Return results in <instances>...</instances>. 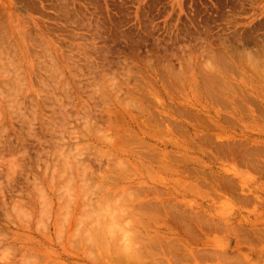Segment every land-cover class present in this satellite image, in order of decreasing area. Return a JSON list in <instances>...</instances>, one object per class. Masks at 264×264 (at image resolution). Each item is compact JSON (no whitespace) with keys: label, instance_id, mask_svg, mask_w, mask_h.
<instances>
[{"label":"rangeland","instance_id":"rangeland-1","mask_svg":"<svg viewBox=\"0 0 264 264\" xmlns=\"http://www.w3.org/2000/svg\"><path fill=\"white\" fill-rule=\"evenodd\" d=\"M241 56L242 60H247V56L264 57V0H0V264H21L25 257L27 260L35 257L33 254H50L51 250L65 252L57 241L62 230L58 232L56 221H67L74 214L72 205L70 216L63 209L69 208V197H75L74 189L84 195L79 188L81 183L96 186L102 179L112 180V175L115 176L114 166L119 159L112 148L117 139L128 140L127 147L133 152L135 161L139 159L138 164L143 160L149 164L150 155L154 153L156 157L158 153L160 158L165 151L167 160L170 163L173 160L171 170L176 167L193 173L201 166L203 170L200 173L198 169V172L203 179L204 174L205 178L215 174L218 180L212 191L218 196L212 192L196 198L189 195H178V198L196 201V209L212 221L223 222L226 231L237 230L240 224L245 225L246 232L253 225L250 231L264 232V107L250 109L246 106V110L240 101L244 99V96L241 98L242 85L254 83L252 71L233 68L232 64L228 76L241 86H234L238 93L234 94L235 100L228 97L232 102L228 98L226 101L209 97L198 102L192 95L207 64L218 61L216 58L223 63L234 57V62ZM230 60L227 61L229 65ZM194 76H198L200 82L197 79L188 83ZM167 77L171 78L170 82ZM258 100L264 102V93ZM195 102L198 107H192ZM159 124L164 127L168 124L173 134L164 133V127L161 129ZM170 140H179L183 147H175L177 145ZM146 152L153 153L147 156ZM236 152H240L239 157ZM128 157L127 153L122 156L123 159ZM247 157L252 158L251 161L254 159L253 166L249 165L251 161ZM242 158L250 161L249 164L244 165ZM194 166L197 167L193 171ZM155 168L159 174H168L169 179L174 175L162 171L161 166ZM143 172L146 174L147 170ZM225 178H229L230 184ZM152 182L150 180V187ZM112 185L109 181V187L103 186L106 191L102 193L110 194L114 189ZM155 185L166 189L164 185ZM209 188L210 184L203 187L204 190ZM233 194L242 198L236 199ZM246 196L249 201L244 199ZM96 197L93 195V201ZM86 199L83 203L90 200ZM85 206L76 212L83 216L88 209ZM99 217H92L96 224L103 221ZM93 223L88 224L92 227ZM217 226L218 232L212 230L211 236L210 231H206L208 228L201 230L197 237L204 233V238L199 241L200 238L195 237L199 242L193 237L194 241L187 238L190 241L185 242L184 238L183 242L195 244L189 248L203 250L200 251L203 254L206 251L208 256L215 251L214 254L224 256L228 251V255L237 253L238 257L230 259L226 254L222 260L219 255L216 261L212 254L210 261L208 258L202 261L206 260L205 254L200 263L188 259L184 264H222L220 261L234 264L239 259L244 260H239L244 264H264V233L260 231L263 236L260 240L261 236L252 231L257 240L253 235L249 238L246 232L243 236L241 230L242 239L239 232H234L238 236L233 230L228 231L231 234L223 233V227L217 229ZM62 236L65 240H60L66 241L63 232ZM239 238L245 242L246 238L256 240H250L248 244H252L247 245L240 244ZM163 240L158 243L164 245ZM168 240V248L167 244L153 248L162 249V254L161 250H155L165 264H175L177 254L181 257L183 252L172 249V237ZM174 245L177 247L176 241ZM74 248L71 247L70 253L65 252L71 256L70 264H97L99 260L93 259L99 257V251L103 252L95 250L98 254L93 258L88 255L92 248ZM25 253H30L29 257ZM9 254L14 256L9 257ZM240 255L246 256L250 263ZM101 256L103 259L104 254ZM41 259H44L42 255ZM42 261L49 264L46 258Z\"/></svg>","mask_w":264,"mask_h":264},{"label":"bare ground","instance_id":"bare-ground-1","mask_svg":"<svg viewBox=\"0 0 264 264\" xmlns=\"http://www.w3.org/2000/svg\"><path fill=\"white\" fill-rule=\"evenodd\" d=\"M247 57H248L247 60L245 58H243V60H242V56H241L240 58H238L237 61H236L237 58H235L234 59V62H233V58L234 57L232 59L231 58H227V61L228 62H229L230 59L232 60V61L230 60L231 61L230 62V65L227 63L226 60H223L222 61L223 63L219 62V60H221L219 58H216V59H218V61L217 60L211 61L209 64H207V66H206L207 69L205 68V70H203L204 71V74L208 71L207 74H206L207 77L206 76L204 77V74L202 72V75L200 76V77L203 76V78L200 79L201 82L199 81L198 76H197V78H195V76H194V77H192L188 81V83H191L193 81H197V79H198V82H200V83L196 84V86L194 85L195 87L192 89V95L194 96V98H196V101L199 102V101L203 100V98H208V97L209 98H214L216 100H218L219 98L220 99H225V98H228L230 96L232 98H234V100H235L236 97L234 96V94H236L238 92L235 90L236 87H234V86H240V84H237L236 83L237 81H235V79L234 80H231L229 78V76H228L229 70H232L233 68H238V69H240V68L241 69L246 68V69L252 71L251 79H252V81L254 83H252V85L250 83L245 84V85H242L243 88H242V90L240 89L241 92H242L241 98H242V96H244V99L242 98L243 100H240V101L245 105V109H246V106L247 107L249 106L250 109L252 107H254V106L255 107L256 106L257 107H262L263 108L264 107V102H260L258 99H260V95L262 93H264V57H263V59H257L255 57H251V56H247ZM227 64L230 66V68L228 67ZM232 64H233V68L231 67ZM166 79H168L167 81H169V80L171 81V78L169 79V77H167ZM185 79H187V78H185ZM237 95H239V97H240V94H237ZM232 101L233 100H230V102H232ZM236 102L237 101H235V104H236ZM190 103H192V102H190ZM201 103H203V102H201ZM197 104L198 103H196V102L193 103L192 104V107H193V105L196 106V107H198ZM203 105H205V104H203ZM239 105H241V104H238V106ZM231 106L234 107V105H231ZM187 107L188 106H186V109H188ZM163 108H165V107H163ZM215 108H217L216 105H215ZM218 108H219V106H218ZM229 109H231V108H229ZM239 109L237 108V110H239ZM246 110H248V108ZM217 112H219V114H220V111L219 110ZM231 113H232V111H231ZM231 115H230V117H231ZM233 116H234V114H233ZM187 119H188V117H187ZM150 122H152V121L150 120ZM164 123H166V122H164ZM175 124L177 125L176 121H175ZM167 125H166V127H164L163 124H162V126L164 127L162 129V126L159 124V126L161 127L162 131H164V133L167 132V133H172L173 134L172 128H168ZM215 125L217 126V124H215ZM153 126H155V123H154ZM159 126H158V129H160ZM198 127H199V125H198ZM259 127H260V125H259ZM182 128H183V126H182ZM200 128H201V125H200ZM161 129H160V131H161ZM189 133H191V132H189ZM161 134H162V132H161ZM182 134L184 135V131H183ZM167 135H170V134H167ZM158 136H160V135H158ZM206 136H207V134H206ZM217 137H219V136H217ZM162 138H163V136H162ZM172 138H174V136ZM198 138H201V137H198ZM117 140L118 141L115 140L116 143H114V142H112V144L110 143L111 145H113V143H114V147L112 149H114L116 151L115 154L118 155L117 157L119 159V160H116V164L114 166V169H115L114 171L116 173L115 174L116 177L114 175H112L113 178L112 177L111 178H112L113 181L106 179L107 180V182H106V180L102 179L101 181L98 182L99 184L97 183V185H96V183H95L96 186H94L93 184H91V185L94 186L93 187L94 190L92 189V186L90 184H87V185L84 184L83 185L81 183V187H79V188H81L82 194H84V195L83 196L81 195V193L79 192L80 191L79 189H77L78 191L76 189H74L75 190V192H74L75 194L74 193L73 194L75 195V197H72L71 196L72 199H71V197H69L70 198V201H71L69 208L67 206V208L63 209V211L65 210L64 212H67V215H68L69 212H70V210H71L70 207L74 206V210H75V211H73L74 214H72L71 213L72 211H71L70 214H72V215L71 216H70V214L68 215V216H70V218H67L68 220L67 221H64L65 223H68V224H65V226H64V224H63L64 222H57L56 221V226L59 229V230L57 229L58 232H60L62 230L63 234L66 236V241H64L65 240L64 239V236H62V232H60L61 233L60 234L61 235L60 238H63L64 240L63 239L62 240L64 242H62V240H60L59 237H58V240H57L59 242V244L61 243L63 245L64 251L70 253L69 250L71 249V247H75V248H77V250H81V249L82 250L83 249L86 250V249H91L92 248L94 251L97 250V252L99 250H101V251H103L102 254H104L103 259L101 258L102 257L101 256L102 254L100 253V251H99V255H98L99 257L101 256L100 258L99 257H95L94 258V255H97L98 254V253H96V251H95L96 254H93L94 251L92 249L90 250L91 252L89 251L90 253L88 252V255L89 254H90V256L93 255V258H94L93 260L94 261H96L97 259L100 261V262L99 261H96L97 264H98V262L100 264L101 263L102 264H150V261H151V264H165L166 261L160 259L159 252L156 251L158 249L155 248L156 249L155 250L153 247L154 246H157L158 248H161V245L162 244L161 243H158V242L161 241V240L163 242L164 241L163 239H165V243L162 246L164 247L165 244H167V246H165V247L168 248V246L170 245V243L168 242L169 243V245H168V243H167L166 240H168L169 237L170 238L172 237L173 240L172 241L170 240V242H172L171 243L172 244L171 245L172 246V249L173 248L174 249L176 248L178 250H182V252L184 253V254L181 253L182 256L180 257L179 256V253L176 252V253H178L177 255L179 257L177 256V258H176L177 259V263L175 262V264L188 263V259H191V261L193 260L195 263L198 262V261H199V263L202 262V261H208V260L210 261V259H211L210 257H213L212 254H214L216 251L215 252H212L213 251L212 250L211 251L212 254L210 253L211 256H208L209 253L207 255L206 254L207 252L205 250H204L205 251L204 254H203V252L202 253L200 252V251H203V250H199V251L198 250H194V251H196V253H201L200 256H199V254L196 256V254L194 253V251L191 250V248L195 244H192V243L189 242L191 245H189V243H188V245H189L188 246V245H186V243L183 242V239L185 238L186 239L185 242H187V240L189 238H192V237L195 238L196 237L198 240L200 238L199 241H201L204 238V237L202 238V236H203L204 233H202V236H201V234L199 235L201 237H197L198 236L197 234H199V232H201V230H204V229H207L208 228L206 231H207V233H208V231H210L209 232V235H210L211 232H214L212 230H214L216 228L217 223H218L217 229H219L218 227H220V229L223 227V229H224L225 226H222V225H224L223 222H220V221H212L207 215H204L205 213L203 214V213H201V211L199 212L196 209V206H198V204H197L196 201L188 200V199L187 200H184V198L179 199L178 198L179 197L178 195H182L183 197L189 195V196H193L194 198H196V197H198V195L201 196L202 194H205V196H206V195L212 194V192H214V191H212V186L214 184L217 185V180H218L217 177H216L217 179L214 177L215 174H210L209 176H207V178H205L206 174H204L205 176H204V179H203L202 174L199 175V172H198V169L200 170V173L203 170V168H202V170L200 169L201 166H198L200 168H197V169H196L197 166L196 167L195 166L192 167V169L194 168V169H196L195 171H197V172H195L194 169H193V171H194L193 173H187V169H186V172H185V170H183L182 168H180V169H182V170H180V169H177L176 167H175V169L171 170L172 169L171 167H173V165H172L173 160H172L171 163H170L169 160H167V157L168 156L166 155V153L164 154L165 151L162 153V155H160L161 156L160 158L158 156V153H157L158 158H156L157 156L154 157V155H156V154H154L153 152H152L153 154L152 153H148L149 155L152 154V155H150V159H149L150 160V163L147 164L143 160L142 163H141L143 165L141 166V164H138L139 162L138 163L136 162L137 159H138L136 156L135 157L137 159L135 161L134 154L130 150V147L129 148L127 147L128 146V140L126 142H124V141H122L120 139H117ZM123 140H125V139H123ZM176 140H170V141L172 142V144L177 145L175 147H177V148L178 147H181L183 144L180 146V143H178L179 140H178V142ZM218 140H220V138ZM240 140H242V139H240ZM161 141H162V139H161ZM166 141H168V140H166ZM118 142H119V144H118ZM221 142H224V141H221ZM202 143H203V141H202ZM262 143L263 142L261 141L260 144H262ZM152 146L155 147L154 144ZM216 146H218V145L216 144ZM210 147H211V145H210ZM187 148H189V147H187ZM225 149L223 148L222 150H225ZM157 150H154V151H157ZM167 150H168V148H167ZM209 150H210V148H209ZM237 151H238V149H237ZM124 153H127V155L129 157L123 159L122 156H123ZM159 153H160V150H159ZM238 153H240V152H236L237 155H238ZM144 154H147V152L144 153ZM148 154H147V156H148ZM174 154H177V153L175 152ZM187 156H189V155H187ZM253 156H248V157L254 158ZM132 157H133V159H132ZM146 157H143V158H146ZM182 157L186 158V161L188 160V157H186L184 155H182ZM238 157H239V155H238ZM238 157H236V158H238ZM240 157H242V155ZM248 157L246 159H248V160L252 159V158H248ZM177 158L179 159L180 157H177ZM261 158H262V156H261ZM190 159H191V157H190ZM223 159H225V158L223 157ZM242 159L245 161L244 158H242ZM233 160L234 159H232V161ZM248 160L245 161V162L243 161L244 163H246L244 165H247V163L249 164V162L251 160L249 162H248ZM157 161H159L160 163L159 164H156L155 162H157ZM190 161L194 163V161L192 159ZM191 162H190V165H191ZM197 162L195 160L196 165H197ZM253 163H255L254 159H253V161H251V164H249V165L250 166H253ZM178 164H180V162ZM144 165H145V167H144ZM181 165H184V164L181 163ZM206 165H207V163H206ZM257 165H258L257 167L260 166L259 163ZM156 166H159V167L161 166V167L164 168V170H162V171L167 170V171H169L170 174H174L176 176L172 175V177L169 179V178H167V175H168L167 172H166L167 175L159 174L158 171L155 168ZM154 168H155V170H154ZM253 168H255V167H253ZM158 169H160V168H158ZM247 169H249V168H247ZM143 170H147V173L146 174L144 172L142 173ZM188 172H189V170H188ZM191 172H192V170H191ZM226 179L227 178H225V181H226ZM228 179H227V181H228ZM150 180H152L153 181L152 183H154L153 186L151 185L152 187H150ZM109 181L111 182V184H113L111 186V189H113V188L114 189H113V191L110 194H104V193H102V190H105L106 191V189H103V186H105V185L107 186V183L109 184ZM155 184L164 185L165 186L164 188H166V189H163V188L160 189V186L157 185V186H159V187H157ZM168 184H171L172 187H169ZM206 184H210V187L211 188L204 190L203 187H205ZM227 184H230V181H228ZM88 185H90V186H88ZM107 187H109V186H107ZM215 188L216 187L214 186L213 189H215ZM70 190L71 189L69 187V189H68V193H69L68 195L69 196L71 194ZM91 190H92V192L89 193ZM119 192H120V194H118ZM233 192H234V190H233ZM236 192H237V190H236ZM214 193L216 194V192H214ZM88 194L89 195L92 194L90 196L91 198L89 197ZM93 195H95V197L98 196V197H96L97 199L94 198V201H93V198H92ZM216 195L218 196V194H216ZM86 197L88 199H90L89 201L92 200L91 202L86 201V202H88V204L86 202L83 203V201H84V199H86ZM231 197H233V196H231ZM236 197H237V195H236ZM236 197L234 195V198H236ZM185 198H187V197H185ZM240 198H242V197L240 196V197H237L236 199H239L240 200ZM244 199L245 200L247 199V201H249V199L247 198V196ZM244 199H241V200L245 201ZM258 202H260V201H258ZM82 204L84 206L87 204L86 206H88V209L86 211V214L87 215L83 212L84 215L82 214L83 216H81V213L76 212L77 210L79 211V209L81 210V209L84 208V206H82V208L80 207ZM86 206H85V208H87ZM66 209H67V211H66ZM94 213H96L95 215L98 214V216H95ZM257 214H259V213H257ZM90 215L94 219H95V217H99L100 216L99 218L101 220L103 219V221L102 222H97V224H96V221H94L93 218ZM86 216L90 217V219L88 217H86ZM76 217L78 219H80V218H82V219L79 221ZM99 218H96V220L99 221ZM83 219L84 220L86 219L88 221L87 222L85 220L87 222V223H85V225H82V223L85 222ZM76 220L81 223L80 224L78 222L81 226H78L79 224L76 222ZM89 221L91 223L95 222V223L92 224L93 225L92 227H91V225L89 226V224H90ZM61 225H63L64 228L61 227ZM86 225L88 226V228H86ZM239 225H238L239 228H237V230L234 227L235 230L231 228L230 230L228 229V231H232L233 230L232 232L233 233L235 232L237 234L239 231L242 230L241 233L244 236V234H245L244 232H246L245 231L246 229H244V226L245 225L244 224H242L244 226H239ZM226 227L228 228L229 225L226 226ZM240 227L243 228V229H241ZM253 227H254V225H253ZM253 227H251L249 230L247 229L248 232H246V235H248L249 238L254 236L252 231L257 232L256 229H253L252 231H250ZM258 230H260V228H258ZM152 231H154L155 233L152 234L153 233ZM221 231L224 233L226 230L225 229L224 230L221 229ZM221 231H219V232H221ZM228 231H226V232H228ZM260 231H261L262 234L264 233V232H262V230H260ZM260 231H258L255 234H258L259 236H261L259 234ZM44 233H46V232H44ZM228 233H230V232H228ZM235 233H234V235H235ZM212 234H214V233H212ZM238 235H239V237H241L240 236V232L238 233ZM238 235H235V236H238ZM246 235H245V237H246ZM258 235H257V237H259ZM151 237H152V239H150ZM205 237H207V236H205ZM196 238H195V241H198V240H196ZM241 238L244 239V237H241ZM249 238H246L248 240L247 242H245L246 240L242 241L239 238L240 239V241H239L240 244L241 243L244 244V242H245L247 245H251L252 243L251 244L250 243L248 244V242L250 240H251L250 242H252V240H256L257 239L256 237H255L256 239H254V238L253 239H249ZM261 238H263V236L260 237V240H261ZM207 239L205 238L206 241H207ZM173 241H174V243L176 241L177 247L174 245ZM188 241H190V240H188ZM193 241H194V239H193ZM209 241H211V239H209ZM141 242H143L142 243L143 246L141 245ZM77 244H78V246H77ZM158 244H160V246ZM140 246H142V247H140ZM189 247H191V248H189ZM222 247H225V246H222ZM75 248H74V250H75ZM166 248H164V249L166 250ZM196 249H198V248L196 247ZM160 250H161L160 254H162L163 253L162 252V249H159L158 251H160ZM221 250H222V253H223L224 250L222 248H221ZM221 250L220 251L218 250L219 252L218 251L217 252L220 253ZM65 252L64 253H60V252L54 253L51 250L49 253L50 254H53V255H50V254H47V253L41 254L42 255V258H44V259H41V255L38 254V253H37V256H36V254H33L32 256L35 255V257H33L31 259L29 258V259L26 260L25 259L26 257L23 258L25 260V261H23V263L24 264H38V262H40V264H43V262H45V261H42L41 262V260H45V258H46V260L48 259L49 264H51L53 262H55V264H70V262H72V261H70L71 256L67 255ZM167 252H168V250H167ZM173 252H174V250H173ZM227 252L228 251H226V253L224 252L223 255L226 256V254H227V256H229L230 259H231V257L233 255L231 254L232 256H230V255H228L229 252L228 253ZM81 253H82V251H81ZM29 254L30 253L26 254L27 257H29ZM205 254L207 255V257L205 256ZM236 254H235V256H233L234 258H237L238 257L237 256L238 254L237 255ZM243 254H245V253L243 252ZM9 255H10L9 257L12 256V254H9ZM202 255L205 256L206 258L202 257ZM214 255L216 256V257H214L215 260L217 259L216 261H218V258L217 257L219 255H221V254H217V255L214 254ZM5 256H8V255L5 254ZM32 256H30V257H32ZM224 256L221 255V258L220 259L224 260V258H225ZM242 256H244V255H242ZM23 257H24V255H23ZM240 257H241V255H240ZM39 258L41 260H39ZM149 258H150V261H149ZM170 258L171 257H169V259ZM202 258H204L206 260H203ZM207 258H208V260H207ZM242 258H245L246 259V256L241 257V259ZM23 259L21 258V260H23ZM200 259H202V261ZM8 260H10V259L8 258ZM13 260H14V258H11L10 261H13ZM50 260H52V261H50ZM173 260H174V257H173L172 261ZM215 260L213 259V261H215ZM225 260H227V257H226ZM234 260L236 261L237 259H234ZM239 260L237 262H235V263H238L240 261H244V260H240V261ZM250 261H248V263H250ZM16 262H18V261H15V263ZM220 262H222V264H223V261H220ZM225 262L228 263L229 261L228 262L225 261ZM23 263H21V264H23ZM44 264H48V262L47 263H44ZM167 264H169V263H167ZM191 264H193V263H191ZM241 264H244V263H241ZM245 264H246V262H245Z\"/></svg>","mask_w":264,"mask_h":264}]
</instances>
